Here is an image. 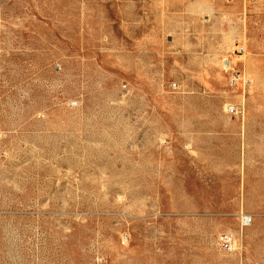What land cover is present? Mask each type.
<instances>
[{"label":"rangeland","instance_id":"1","mask_svg":"<svg viewBox=\"0 0 264 264\" xmlns=\"http://www.w3.org/2000/svg\"><path fill=\"white\" fill-rule=\"evenodd\" d=\"M0 264H264V0H0Z\"/></svg>","mask_w":264,"mask_h":264},{"label":"built area","instance_id":"2","mask_svg":"<svg viewBox=\"0 0 264 264\" xmlns=\"http://www.w3.org/2000/svg\"><path fill=\"white\" fill-rule=\"evenodd\" d=\"M251 218L250 217H248V216H244L243 217V223L245 224V225H249L250 223H251ZM225 246L226 247H229V244L227 243V242H225Z\"/></svg>","mask_w":264,"mask_h":264}]
</instances>
